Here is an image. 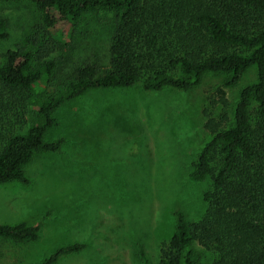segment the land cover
Listing matches in <instances>:
<instances>
[{
  "label": "trees",
  "instance_id": "16d2710c",
  "mask_svg": "<svg viewBox=\"0 0 264 264\" xmlns=\"http://www.w3.org/2000/svg\"><path fill=\"white\" fill-rule=\"evenodd\" d=\"M29 1L52 41L57 35L51 31L59 23L75 26L84 15L101 13L109 33L107 63L101 72L96 64L85 63L74 81L50 85L54 65L41 61L53 48L4 55L0 110L26 107L34 121L24 133L0 130V184H29L25 168L34 156L60 152L64 139L44 141L46 132L58 125L54 113L87 91L140 85L145 92L187 93L207 74L224 75L209 110L203 112L210 139L187 175L197 182L210 178L203 195L206 210L194 223L184 212L174 213L173 234L161 244L157 264H198L195 244L211 254V264H264V0ZM6 38L0 18V41ZM252 67L256 81L240 89L231 111L226 89L236 87ZM39 230L24 222L0 224V239L35 242ZM84 248H59L42 264H55ZM138 254L149 264L142 246Z\"/></svg>",
  "mask_w": 264,
  "mask_h": 264
},
{
  "label": "rangeland",
  "instance_id": "374dc122",
  "mask_svg": "<svg viewBox=\"0 0 264 264\" xmlns=\"http://www.w3.org/2000/svg\"><path fill=\"white\" fill-rule=\"evenodd\" d=\"M0 18L7 32L0 63L8 51L53 48L41 61L54 65L50 85L74 81L85 63L100 72L106 66L109 33L101 13L84 15L75 26L59 23L51 31L55 41L29 0L0 2ZM224 78L207 74L187 93L145 92L140 85L96 89L63 104L54 113L58 125L44 136L47 143L64 139L60 152L34 156L25 168L29 184H0V224L40 227L35 242L0 239V264H42L57 249L75 244L85 248L55 264H143L139 246L149 264H157L161 244L173 234L174 213L180 210L194 223L206 210L210 178L197 182L187 175L210 139L203 112ZM255 81L252 67L226 89L231 111L240 89ZM33 121L26 107L0 110L1 133H24ZM194 249L198 264H211V254L197 244Z\"/></svg>",
  "mask_w": 264,
  "mask_h": 264
}]
</instances>
